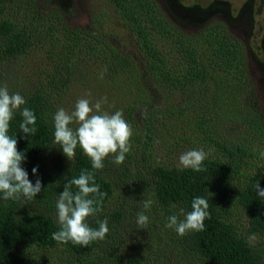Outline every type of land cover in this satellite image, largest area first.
I'll return each mask as SVG.
<instances>
[{"label": "trees", "instance_id": "1", "mask_svg": "<svg viewBox=\"0 0 264 264\" xmlns=\"http://www.w3.org/2000/svg\"><path fill=\"white\" fill-rule=\"evenodd\" d=\"M103 1L113 7L128 33L135 37L142 54L139 65L133 57L107 45L98 34L68 26L56 11L43 14L35 6L21 4L18 7L24 15L20 22H15L7 17L9 10L16 5L15 0H0V62L25 53L45 32L43 24L49 17L55 18L60 32L56 38L57 48L54 54L51 52L52 62L47 69L45 87H37L23 96L26 104L22 107L35 114L37 131L24 133L20 129L22 109L16 110L10 121L8 135L17 140L18 151L24 156L21 167L33 185L39 180L42 187L31 200L22 193L18 194V199L4 200L3 193H0V264H28L15 253L22 244L37 249L60 248L58 261L61 264H264V198L256 191L258 183L264 189V175L248 177L236 195L237 205L246 216L248 232L260 237L255 244L238 234L234 224L227 220L226 210L211 191L213 184L233 182L230 162L249 157V148L242 143L226 145L224 141H216L215 145L229 159H205L202 167L206 170L202 172L165 165L149 166L141 172L137 167L131 169L133 160L129 156L126 157L128 163L120 165L113 163L108 156L103 169L94 170L90 158L79 145L70 160L63 153L62 146L55 143L53 117L58 108L52 97L59 96L73 84L83 55L90 51L96 58H104L101 64L103 79L110 82L128 79L141 92L136 103L124 108V114H132L136 108L148 104V92L140 84L141 76L147 75L154 86L172 99L167 98L164 107L146 114H239L241 120L248 123L250 138L264 136L254 115L261 113L244 97L251 82L245 64V48L222 22L206 25L197 33L189 34L165 19L154 0ZM153 31L164 40L163 46L167 44L170 48L169 60L156 48L157 41L151 36ZM47 32L51 34L54 30L50 28ZM87 36L93 37L92 40L88 41ZM204 120L198 118L200 128L204 126ZM205 122L206 126L209 125V121ZM209 127L214 128L213 125ZM82 170L94 172L100 191L106 193L102 210L89 216L86 223L98 229V221L107 219L109 228L103 240L92 241L85 247L52 239V234L60 230L56 202L66 187L73 195L79 191L70 185V181ZM118 188L128 192L124 193L123 201L127 200L129 204L124 202L119 209L110 211L108 207L114 189ZM197 196L209 203L210 218L204 221L205 230L189 231L180 236L173 228L166 227L170 216L176 215L178 221L184 220L180 210L183 209L185 214L190 212L192 200ZM149 199L154 203L150 210H144L143 202ZM134 203H142L138 213L144 211L149 218L144 228L135 226L133 220L137 217L131 211ZM129 226L132 231L139 228L145 234L148 242L146 249L140 252L150 254L146 261L141 254L138 255L139 252L125 246ZM171 252L175 253L173 260H169Z\"/></svg>", "mask_w": 264, "mask_h": 264}, {"label": "rangeland", "instance_id": "2", "mask_svg": "<svg viewBox=\"0 0 264 264\" xmlns=\"http://www.w3.org/2000/svg\"><path fill=\"white\" fill-rule=\"evenodd\" d=\"M15 3L7 14V17L15 22H20L23 18L24 13L21 14L22 10L18 7L21 4L35 6L43 14L56 11L68 26L83 32L89 31L92 35L98 34L107 45L133 57L138 65L142 63V54L137 48L135 37L128 33V29L114 13L113 7L103 0H15ZM154 3L165 19L186 33H197L206 25L218 21L242 43L251 81L244 97L250 106L253 105V108L261 113L254 115L264 131V0H154ZM50 28L54 33L47 32ZM43 29L45 32L42 31L41 36L32 42L25 53L1 60L0 87L6 86L10 94L19 93L23 97L37 87H45L48 79L47 69L52 62L51 52L54 54L57 48L56 38L60 32L53 17L44 22ZM152 34L157 41L156 48L163 51L169 60L172 54L170 48L167 44L163 46L165 42L159 38L157 32L153 31ZM92 38L87 36L88 41ZM201 50H204V47ZM83 56L76 77L72 80L73 84L52 99L58 109L63 108L70 114L81 98L95 104L97 100L107 97L102 111L114 113L121 110L123 118L132 128L129 141L131 150L125 154V157L129 156L133 160L131 169L137 167L136 169L145 172L149 166H178L180 155L194 149H202L208 153L206 159H229L227 154L215 145L218 140L224 141L223 144L226 145L242 143L249 148V157L231 159L233 182L224 185L213 184L211 189L213 197L226 210L227 220L234 224L240 236L249 241V237L255 234L248 232L246 216L237 205L236 195L248 177L264 175V136L250 138L248 123L241 120L239 114H146L152 109L164 107L168 102L167 98L172 99L154 86L147 75L141 76L140 84L141 88L148 92V104L136 108L132 114H124V108L136 103L142 95L135 88V83L128 79L110 82L101 78V64L104 58H96L91 51ZM198 118L209 121V125L214 128L206 126L205 120L204 126L200 128ZM70 127L75 130L78 124L74 121ZM109 157L114 160L113 155ZM126 162L128 163L125 158L123 164ZM126 192L124 189H114L108 207L110 211L124 205ZM125 203L129 204V201L126 200ZM141 204L134 203L131 210L136 217ZM133 221L136 226L137 219L134 218ZM126 232L129 234L126 248L139 252L138 255L141 254L146 261L150 254L140 252L146 249L148 242L144 238L145 234L141 233L139 228L132 231L131 226ZM255 237V241H252L254 244L260 240L259 236ZM15 253L23 257L28 264H61L58 261L61 256L60 248L37 249L32 245L22 244ZM174 254L171 252L168 255L169 260L174 259Z\"/></svg>", "mask_w": 264, "mask_h": 264}, {"label": "clouds", "instance_id": "3", "mask_svg": "<svg viewBox=\"0 0 264 264\" xmlns=\"http://www.w3.org/2000/svg\"><path fill=\"white\" fill-rule=\"evenodd\" d=\"M101 78H103L101 76ZM107 103V97L91 104L88 99H79L75 110L70 114L63 108L58 109L54 119V140L60 144L63 153L71 160L75 156L77 146L91 160L94 170L104 167V160L109 155L114 156L113 163L120 165L125 160V154L131 150L129 143L132 136V128L123 118V112L117 110L114 113L102 111V105ZM25 99L19 94H10L7 87H0V193L3 199H18L22 193L28 200L34 198L41 191V182L37 180L33 185L28 179V173L21 167L24 160L23 154L18 151L17 140L8 135L10 121L14 112L21 110L23 122L19 127L24 133L37 131L36 116L32 110L22 107ZM78 127L73 130L69 125L73 122ZM208 153L201 150H189L179 157L178 167L191 169L195 172L205 171L202 167ZM33 173L36 169L33 168ZM79 191L73 195L68 187L62 192L56 202L57 216L60 230L52 234V239L58 243L79 244L88 246L95 240H103L109 231L107 219L98 221V229H94L86 223L89 216L102 210V202L106 193L100 191V186L95 181V173L82 170L80 175L70 181ZM257 194L264 198V189L259 183L256 185ZM89 196L98 198H88ZM154 201L145 200L143 209L150 210ZM208 200L203 197H195L191 203V211L184 213V220L178 221L176 215L168 218L166 227L173 228L178 235L184 236L189 231H204V221L210 218L208 212ZM149 218L141 211L137 214L138 227L144 228ZM255 235L249 237V241H255Z\"/></svg>", "mask_w": 264, "mask_h": 264}]
</instances>
